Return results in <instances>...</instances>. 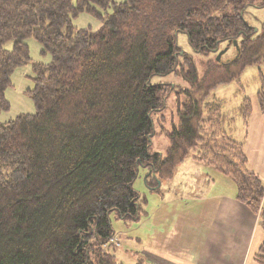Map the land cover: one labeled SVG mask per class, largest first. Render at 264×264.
Listing matches in <instances>:
<instances>
[{
  "label": "trees",
  "instance_id": "trees-1",
  "mask_svg": "<svg viewBox=\"0 0 264 264\" xmlns=\"http://www.w3.org/2000/svg\"><path fill=\"white\" fill-rule=\"evenodd\" d=\"M263 8L264 0H0V114L10 110L11 75L32 63L26 40L51 55L33 65L36 112L0 123V264H121L110 215L141 220L139 168L151 171L150 184L170 179L191 152L234 182L236 200L264 228V181L227 128L248 122L251 100L231 117L212 98L264 66V25L246 19ZM84 12L101 28H75ZM179 33L207 58L201 75ZM223 44L237 48L232 61L217 60ZM170 75L188 88L163 155L150 152L153 116L172 85L152 79ZM259 79L264 112V68ZM254 260L264 264V243Z\"/></svg>",
  "mask_w": 264,
  "mask_h": 264
},
{
  "label": "crops",
  "instance_id": "crops-1",
  "mask_svg": "<svg viewBox=\"0 0 264 264\" xmlns=\"http://www.w3.org/2000/svg\"><path fill=\"white\" fill-rule=\"evenodd\" d=\"M250 100L252 114L248 122L239 117L227 128L243 144L248 169L264 181V112L258 98L257 101ZM186 164L185 160L179 168L185 170L186 167L182 166ZM147 172L148 176L151 175L150 170ZM202 173L205 172L197 168L192 179L185 182L175 179L170 186L176 189L170 199L177 202L187 199L192 205L186 203L185 206L161 208L150 213L144 210L148 224L149 219L159 220L162 223L159 229L167 234L158 233L157 225L151 222L152 243L145 247L144 255L136 254L138 264H257L254 257L264 243V228L259 215L236 200V186L231 192L219 190L212 195H197L207 182ZM222 181L229 188L233 186L229 181ZM212 183L215 186V180Z\"/></svg>",
  "mask_w": 264,
  "mask_h": 264
},
{
  "label": "rangeland",
  "instance_id": "rangeland-1",
  "mask_svg": "<svg viewBox=\"0 0 264 264\" xmlns=\"http://www.w3.org/2000/svg\"><path fill=\"white\" fill-rule=\"evenodd\" d=\"M77 0H73L76 3ZM116 2H125L126 0H114ZM251 10L247 15L246 19L255 27L261 28L264 25V8L258 12ZM111 12V10L109 11ZM73 26L78 29L91 28L97 31L101 28V22L96 19L93 15L84 12L78 17L73 19ZM29 46L30 57L32 63L18 68L12 75L11 81L12 86L5 92L6 99L10 103V110L2 112L0 114V123H6L15 120L17 117L23 114H34L36 112L35 103L31 97L29 90L34 88L36 73L34 72L33 65L36 63L47 65L51 61V55H43L42 47L39 42L35 39L30 38L26 40ZM177 43L182 49V53L192 56L195 60L198 68V72L201 75L205 68L207 58L194 52L189 44L188 37L184 33L177 35ZM12 43H8L6 48L12 49ZM228 49V50H227ZM227 50L222 56L225 62L232 61L237 52L236 47L226 48L225 44L221 46V51ZM264 66H250L248 67L241 78V83H232L229 85L220 86L214 93L212 98H220L225 103V112L234 115V112L239 108L246 96L257 101V93L260 89L259 72L263 70ZM153 83H169L172 85L171 91L167 95V101L165 108L154 114L155 133L157 134L152 138L150 145V152H159L163 155L169 147V139L167 138V132H170L173 125H177L179 122L178 106L180 102H183L184 89L188 88L186 82H184L181 76L170 75L169 77H158L155 76L152 79ZM163 121V122H162ZM161 133V134H160ZM239 138V136H237ZM236 138V137H235ZM237 140V139H236ZM195 152H191L187 157V164L179 168L176 167L173 176L170 179H164L162 182H158L156 185H151L148 179V172L146 168L140 167L138 177L133 184V189L140 195V205L143 210L147 213L156 211L161 208L178 207L180 205L185 206L192 205L189 200L175 201L170 199L175 193L176 189H171V184L175 179L178 181L182 180L185 182L192 179L194 171L198 169L203 170L202 174H205L206 184L202 188V192H197V195L211 194L215 191L231 192L235 190L234 182L213 170L206 164L198 162L194 159ZM190 170V171H187ZM184 171V172H183ZM0 170V176H1ZM7 173V172H6ZM5 173V174H6ZM192 175V176H191ZM177 177V178H176ZM221 179L229 181L233 184L231 188L223 185ZM215 180V186L212 181ZM233 189V190H232ZM212 195V194H211ZM184 202V203H183ZM113 230L115 232V240L111 241L114 245L113 248L116 250L118 261L121 264H138L136 254H145V247L152 243L153 231H151V222L157 225L158 233L165 232L160 230L162 223L159 220L153 221L149 219V224L144 214L140 221H130L122 219L117 212H112L110 215ZM263 227V223H261ZM167 232L164 233L166 236ZM154 235L156 233L154 232ZM141 264V263H139Z\"/></svg>",
  "mask_w": 264,
  "mask_h": 264
},
{
  "label": "water",
  "instance_id": "water-1",
  "mask_svg": "<svg viewBox=\"0 0 264 264\" xmlns=\"http://www.w3.org/2000/svg\"><path fill=\"white\" fill-rule=\"evenodd\" d=\"M234 45L237 47V43H236V42L234 43ZM227 50H228V49H227ZM227 50L220 52L219 55H218V57H217V60L220 61L221 58H222V56L224 55V53H225Z\"/></svg>",
  "mask_w": 264,
  "mask_h": 264
}]
</instances>
